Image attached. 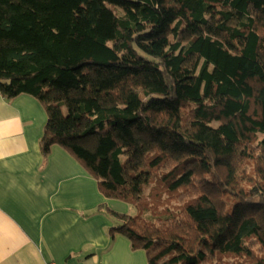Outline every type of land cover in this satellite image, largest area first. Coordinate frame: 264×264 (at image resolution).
Instances as JSON below:
<instances>
[{"label": "trees", "instance_id": "16d2710c", "mask_svg": "<svg viewBox=\"0 0 264 264\" xmlns=\"http://www.w3.org/2000/svg\"><path fill=\"white\" fill-rule=\"evenodd\" d=\"M0 95L150 212L106 210L147 264H264V0H0Z\"/></svg>", "mask_w": 264, "mask_h": 264}, {"label": "crops", "instance_id": "0c3cea01", "mask_svg": "<svg viewBox=\"0 0 264 264\" xmlns=\"http://www.w3.org/2000/svg\"><path fill=\"white\" fill-rule=\"evenodd\" d=\"M46 121L35 98L0 95V264H147L110 236L119 222L106 210L118 209L96 180L57 145L42 156Z\"/></svg>", "mask_w": 264, "mask_h": 264}, {"label": "rangeland", "instance_id": "374dc122", "mask_svg": "<svg viewBox=\"0 0 264 264\" xmlns=\"http://www.w3.org/2000/svg\"><path fill=\"white\" fill-rule=\"evenodd\" d=\"M149 187H152V184L149 185ZM148 195V189L144 192V196L146 197ZM163 198H166L165 196ZM106 203L108 204H111L112 206H115V208L118 209V213H121V214H126V215H129V216H136L137 214H139L144 220H147V221H150V212H143L140 214V212L137 210L136 206L134 204H129L127 202H124V201H118V200H108L106 201ZM105 203V204H106ZM181 202L180 200H173L172 204L173 205H179ZM139 212V213H138ZM256 249H254L255 251ZM256 255L257 256H260L261 253L257 252L256 251ZM223 263L226 262V263H235L237 261H244V262H248V263H251V259H247L245 257H238V256H234V255H228V256H223L222 257V260H221Z\"/></svg>", "mask_w": 264, "mask_h": 264}, {"label": "built area", "instance_id": "2783aa9c", "mask_svg": "<svg viewBox=\"0 0 264 264\" xmlns=\"http://www.w3.org/2000/svg\"><path fill=\"white\" fill-rule=\"evenodd\" d=\"M48 264H52V263H48Z\"/></svg>", "mask_w": 264, "mask_h": 264}]
</instances>
